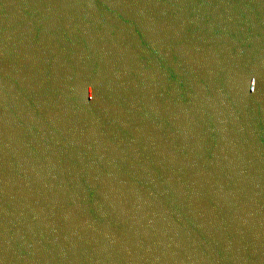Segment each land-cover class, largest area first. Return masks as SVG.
Returning a JSON list of instances; mask_svg holds the SVG:
<instances>
[{"label":"water","instance_id":"water-1","mask_svg":"<svg viewBox=\"0 0 264 264\" xmlns=\"http://www.w3.org/2000/svg\"><path fill=\"white\" fill-rule=\"evenodd\" d=\"M0 264H264V0H0Z\"/></svg>","mask_w":264,"mask_h":264}]
</instances>
